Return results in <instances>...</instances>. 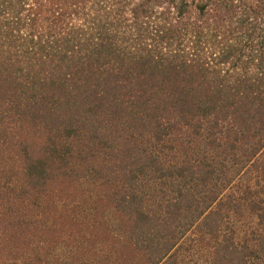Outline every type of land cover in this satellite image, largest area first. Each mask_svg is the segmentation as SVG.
Segmentation results:
<instances>
[{"label":"trees","instance_id":"1","mask_svg":"<svg viewBox=\"0 0 264 264\" xmlns=\"http://www.w3.org/2000/svg\"><path fill=\"white\" fill-rule=\"evenodd\" d=\"M246 164L264 172V0H0V264H70L48 236L85 183L128 234L94 225L71 264H168ZM212 261L264 264V236Z\"/></svg>","mask_w":264,"mask_h":264},{"label":"rangeland","instance_id":"2","mask_svg":"<svg viewBox=\"0 0 264 264\" xmlns=\"http://www.w3.org/2000/svg\"><path fill=\"white\" fill-rule=\"evenodd\" d=\"M229 171V181H226L225 190L222 193L220 192L219 197L215 201V208L217 207L222 211V220L217 232L213 234L200 233L197 220H194L193 224L187 228L182 226L181 229L184 228L186 230H184L175 246L171 249L168 264H214L212 251L217 241L222 237L227 236L235 245H247L252 249L255 247L257 240L264 236V195L261 192V187L264 183V172L256 170L249 164L229 168ZM214 181L219 189L220 181L218 179ZM90 190L91 187H88L85 183L78 187L77 196L72 192L71 195L74 198L70 197L67 201L69 202L67 210H62V207L58 208V211L63 214H66L69 210L70 213L66 215L71 214V217L65 218L69 220L59 218L56 221L58 224H56L57 232L55 231L48 236L49 239H54L55 237L56 240L62 239L59 244L61 246L59 247V253L63 254L65 258L67 256V262L70 264L77 262V259L79 262L85 256L84 252L93 249L91 243L96 242L97 245L103 239L102 234L99 237L97 236L98 228L96 227H98L99 223L104 224L116 234H122L118 235L119 244H115L114 247L119 248L127 233L123 226L124 221L116 219L111 214L108 210L109 204L107 202L104 200L94 201L87 197ZM149 205L151 208L155 207V204L149 203ZM50 222L51 220L48 221V224L52 225ZM121 226L122 228L119 230ZM67 229L72 236L74 235V238L67 239L63 237ZM99 230L102 231L101 229ZM78 231H82L81 234ZM113 241L116 243V240H110V238L105 242L107 254H109L110 250H114L113 245H111ZM79 246L87 248L83 249ZM131 251L136 254L132 248ZM132 253L122 249L117 255L114 254L113 259H111L115 260L116 264H139L142 259H146V256L141 254L143 252H140V255L136 254V257ZM89 256L91 257V254ZM47 259L48 262L52 260L49 255ZM105 259L104 257L103 262L107 263ZM125 259L128 261H125ZM137 261L139 262L137 263Z\"/></svg>","mask_w":264,"mask_h":264}]
</instances>
